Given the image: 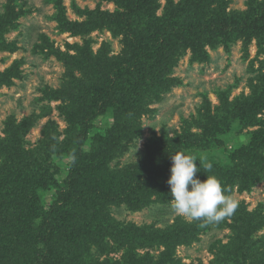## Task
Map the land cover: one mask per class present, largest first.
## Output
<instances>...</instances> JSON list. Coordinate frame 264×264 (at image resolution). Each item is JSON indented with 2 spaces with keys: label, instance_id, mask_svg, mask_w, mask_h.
<instances>
[{
  "label": "rangeland",
  "instance_id": "rangeland-1",
  "mask_svg": "<svg viewBox=\"0 0 264 264\" xmlns=\"http://www.w3.org/2000/svg\"><path fill=\"white\" fill-rule=\"evenodd\" d=\"M183 1L0 0V25L3 24L0 26V172L6 174L7 170L9 172L6 166L13 164L7 161L10 157L8 149L12 146L24 152L23 159L32 160L36 166L43 165L44 172L39 168L36 171L45 174L44 178L52 183V187L37 190L36 196L32 191L33 197H37L33 200L36 205H32L37 214L48 210L65 179L62 169L66 167L68 157L63 154L59 161L57 156L71 140L67 118L72 115L67 117L64 106L73 103L80 108L88 89L83 80L90 82L93 78L107 77L111 67L128 53H133L132 42L148 47L150 38L164 19ZM261 12L264 13V0H204L185 7L173 25L195 28L200 23L216 21L240 24ZM14 67L17 74L12 73ZM157 67L153 76L158 78L152 77L148 84L164 89L160 98L146 101L147 110L138 118L130 119L129 124L134 130L132 136L137 137L128 143L122 156L106 157L103 161L107 171L103 167L95 177L101 181L113 175L111 171L142 160L152 153L154 143L149 145L151 139H161L165 133L170 145L177 146L176 152L199 159L201 172L196 174L197 177L201 181L207 175L218 178L227 189L225 195L236 200L238 208L233 216L209 225L207 231L195 233L189 241L177 244L171 250L165 244H157L155 238L162 236L170 226L177 225V219L192 224L173 211L171 201L161 202L163 198L171 199L167 184L171 159H157L155 180L150 182V191L140 198V210L131 212L124 205H108L110 216L119 223L116 232L125 244L123 248L100 258L94 257L97 249L91 248L93 257L76 260L73 264H98L104 258L119 264H136L134 260L128 262L125 256L128 248L137 263L146 257L148 264H209L213 260L214 243L226 244L233 233L241 232L245 215L250 218L264 214V180L245 190L239 183L231 185L237 182L232 179L237 175L234 167L244 166L251 159V141L264 134V126H251L245 121L240 129L237 127L242 106L254 95L264 98V20L239 34L208 32L197 40H187L178 45L171 56H163ZM133 78L139 79L138 76ZM116 107L117 104L110 107V114ZM120 107L119 112L130 111L127 104ZM255 116L264 121V111ZM244 117L248 118V113ZM108 118L112 123L113 118ZM224 118L237 120L227 129L222 128ZM103 120L99 117L96 122L100 136L105 131ZM211 129H214L216 142L199 143ZM52 139L56 140V147ZM199 161L195 162L198 167ZM206 163L213 165L210 172H204ZM12 166L17 169L16 165ZM9 173L11 183L3 188L11 193L19 187L12 183L15 178L28 181L32 178L20 171L16 173L15 169ZM80 182L83 184L86 179ZM9 195L6 192L0 199ZM105 205L106 202L89 198L76 203L70 210L75 207L80 213L84 209L98 211ZM3 218L15 221L16 215L11 208H6L0 213V219ZM11 235L0 243V261L11 251L18 250L25 258L31 254L32 259L39 256L38 241L24 240L23 232H12ZM249 237L264 242V226L252 231ZM109 239L104 237L102 240L107 242ZM261 253L264 256V244L257 255ZM43 264L72 263L56 254Z\"/></svg>",
  "mask_w": 264,
  "mask_h": 264
},
{
  "label": "trees",
  "instance_id": "trees-1",
  "mask_svg": "<svg viewBox=\"0 0 264 264\" xmlns=\"http://www.w3.org/2000/svg\"><path fill=\"white\" fill-rule=\"evenodd\" d=\"M203 1L184 0L164 19L159 30L150 38L148 47L143 48V45L138 42H132L133 53H128L116 66L111 67L107 77L93 78L90 82L88 79L83 80L88 89L80 108L73 103L64 106L67 117L72 115L67 118L68 124H70L71 140L65 143L62 153L57 158L60 161L64 154L68 157V162L62 169V172L65 173L64 182L57 190L47 211L37 214L38 212L32 208V205H36L33 200L37 198L33 197V193L36 196L37 190L52 187V183L44 178L45 174H39L40 172L36 171L39 168L44 172L43 165L36 166L32 160L23 159L24 152L20 148L12 146L8 149L10 157L7 158V161L13 162V164L6 166V170L9 168V172H11V169H15L16 173L20 171L29 174L32 178L29 181L15 178L12 183L18 184L19 187L11 193L3 188L11 183L8 178L10 173L8 170L6 174L0 172V196H6V192L10 193L6 199H0V213H4L6 208H11L16 215L15 221L0 219V243L6 238H11L12 232L18 234L23 232L24 240L39 242L40 253L39 256L32 259V254L25 258L19 250L15 253L11 251L10 255L0 261V264H43L56 254L73 264L77 262L76 260L93 257L90 253L91 248L97 249L93 254L94 257L98 255L99 258L123 248L125 244L116 232L119 223L110 216L108 205L114 204L117 207L124 205L131 212L140 210L142 207L140 198L150 191V182L155 180V162L157 159L166 160V157L171 159V154L177 151V146L170 145V139L165 136V133H162L161 139L160 137L151 139L149 145L154 143L151 149L152 153L149 152L142 160L123 169L111 171L113 175L110 174L109 178L101 181L95 175L97 172L101 173L103 167L107 171L108 168L103 161L106 157L111 159L115 156H122L129 146L128 143L137 137L132 136L134 130L129 124L130 119L138 118L147 110L144 104L146 101L151 102L152 98H160L164 89L161 90L159 85H149L148 82H152L153 73L161 64L163 56L167 54L171 56L172 53H175L178 45L187 40H197L204 33L239 34L255 28L259 21L264 20V13L261 12L240 24L229 25L222 21H216L209 24L200 23L195 28H177L173 25L176 16L185 7L197 5ZM12 73H18L16 67ZM133 76H138L139 79H135ZM123 80L132 85L124 83ZM136 86L138 87L134 88ZM90 91L91 96L89 95ZM115 104L117 107L110 114L109 109ZM121 104H127L130 111L119 112ZM262 111H264V98L261 95H254L239 110L237 127L240 129L244 121L251 126H264V121L255 116ZM246 113L249 115L248 118L244 117ZM99 117L104 118L102 121L105 127L103 136L97 133L99 125L96 122ZM108 117L113 118L112 123L108 122ZM235 119L237 120V118L222 119V128L229 129ZM212 130L214 129L205 134L199 143H215L216 139ZM217 135L221 134L217 133ZM54 142V147H56V140L52 139V143ZM250 144L251 159L244 166L234 167L237 170V175L235 178L232 177L237 182H233L231 185L239 183L242 190L249 189L256 182L264 180V134L261 133V137L251 141ZM158 147L161 149L160 152L153 154L154 151H159ZM101 162L104 163V166ZM12 165H16L17 169L12 168ZM5 177L6 179H4ZM83 177L86 182L81 184L80 180L85 181ZM229 190L231 189L229 188ZM89 198H92L93 201L106 202L107 205L100 207L98 211L87 212L84 209L85 211L81 210L82 213H80L75 207L70 210L76 203ZM163 200H166L167 203L170 201L169 198H163L161 202ZM85 212L87 213L85 214ZM27 217L28 219H26ZM243 218H245L244 228L241 232L233 233L226 244H221L219 241L213 244L212 247L215 248L211 251L213 260L209 264H246L248 259H251L248 264H264L263 254L257 255L264 242H256L249 237L252 231L256 232L264 226V214L250 218L245 215ZM202 223V221H192V224H186L181 219H177V225L170 226L162 236L155 238V242L165 244L166 248L171 250L177 244L189 241V237L194 236L195 233L207 231L208 226L212 225L202 226ZM104 237L110 239L104 242L102 240ZM130 250L128 248L125 253L128 262L134 260L136 264H148L146 257L137 263L135 255ZM98 264L119 263L104 258Z\"/></svg>",
  "mask_w": 264,
  "mask_h": 264
},
{
  "label": "clouds",
  "instance_id": "clouds-1",
  "mask_svg": "<svg viewBox=\"0 0 264 264\" xmlns=\"http://www.w3.org/2000/svg\"><path fill=\"white\" fill-rule=\"evenodd\" d=\"M74 158V157H73ZM170 176L167 184L170 188L173 211L189 222L202 221L206 224H219L234 215L238 202L225 195L226 188L214 175H207L201 181L197 177L200 161L196 156L176 152L171 154ZM199 161V167L195 163ZM204 172H210L211 163L203 165Z\"/></svg>",
  "mask_w": 264,
  "mask_h": 264
}]
</instances>
